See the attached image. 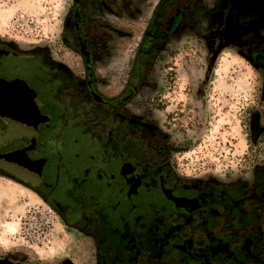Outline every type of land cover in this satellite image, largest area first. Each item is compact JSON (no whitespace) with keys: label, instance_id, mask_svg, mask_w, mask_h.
I'll use <instances>...</instances> for the list:
<instances>
[{"label":"flooded vegetation","instance_id":"1","mask_svg":"<svg viewBox=\"0 0 264 264\" xmlns=\"http://www.w3.org/2000/svg\"><path fill=\"white\" fill-rule=\"evenodd\" d=\"M69 2L58 49L0 35V176L88 239L91 264H264V163L248 179L179 173L166 135L130 107L142 88L130 84L135 61L153 67L188 37L242 48L264 67V0ZM131 42L111 92L99 68ZM261 119L252 126L264 134Z\"/></svg>","mask_w":264,"mask_h":264},{"label":"rangeland","instance_id":"2","mask_svg":"<svg viewBox=\"0 0 264 264\" xmlns=\"http://www.w3.org/2000/svg\"><path fill=\"white\" fill-rule=\"evenodd\" d=\"M69 3L0 0V35L25 46L58 49ZM181 42L153 64L130 107L135 113L147 110L166 135L170 164L179 173L221 181L248 179L264 163V134L252 126L256 114L264 124V67L239 47L212 48L195 37ZM133 43L99 68L111 74V92L123 84ZM44 207L33 191L0 176V255L25 263L91 264L88 239L58 220L47 236L37 212Z\"/></svg>","mask_w":264,"mask_h":264},{"label":"trees","instance_id":"3","mask_svg":"<svg viewBox=\"0 0 264 264\" xmlns=\"http://www.w3.org/2000/svg\"><path fill=\"white\" fill-rule=\"evenodd\" d=\"M151 67H152V64L147 61L143 62L140 60H136L134 63L133 72L130 78V84L137 89L143 87L144 84L147 82V78L145 76L147 75ZM132 96L133 95H129V97H132Z\"/></svg>","mask_w":264,"mask_h":264},{"label":"built area","instance_id":"4","mask_svg":"<svg viewBox=\"0 0 264 264\" xmlns=\"http://www.w3.org/2000/svg\"><path fill=\"white\" fill-rule=\"evenodd\" d=\"M45 207L40 211H37L39 214V220L42 227L47 231V236H51L55 231V221L58 220L54 211L49 208L47 205L43 204Z\"/></svg>","mask_w":264,"mask_h":264},{"label":"water","instance_id":"5","mask_svg":"<svg viewBox=\"0 0 264 264\" xmlns=\"http://www.w3.org/2000/svg\"><path fill=\"white\" fill-rule=\"evenodd\" d=\"M13 155H10V158L12 157Z\"/></svg>","mask_w":264,"mask_h":264}]
</instances>
